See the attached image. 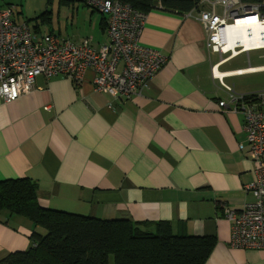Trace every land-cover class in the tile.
Segmentation results:
<instances>
[{
  "label": "crops",
  "instance_id": "obj_1",
  "mask_svg": "<svg viewBox=\"0 0 264 264\" xmlns=\"http://www.w3.org/2000/svg\"><path fill=\"white\" fill-rule=\"evenodd\" d=\"M60 1L67 17L87 16V36L39 26L30 29L36 36L89 38L96 48L108 42L104 15L81 0ZM17 13L15 7L14 18ZM197 18V12L146 14L140 41L167 62L141 96L97 93L94 74L86 71L77 85L39 75L28 94L10 103L0 97V181H34L45 209L162 222L176 235L214 238L205 264H264V249L228 245L224 211L238 212L251 201L244 187L253 174L242 115L217 105L227 97L220 80L237 94L264 91V83L239 80L264 75V63L240 60L254 51L232 57L208 51ZM37 230L25 217L2 214L0 260L25 251Z\"/></svg>",
  "mask_w": 264,
  "mask_h": 264
},
{
  "label": "built area",
  "instance_id": "obj_2",
  "mask_svg": "<svg viewBox=\"0 0 264 264\" xmlns=\"http://www.w3.org/2000/svg\"><path fill=\"white\" fill-rule=\"evenodd\" d=\"M81 1L106 17L108 42L98 48L89 38L73 42L51 33L38 37L26 23L14 20L15 7L0 9V97L4 103L31 92L39 75L63 76L77 85L86 71L94 74L95 92L131 99L141 96L149 80L166 64L164 55L140 41L145 14L117 1ZM200 7L197 19L206 33L208 51L232 57L264 50V43L261 48L246 50L234 35L238 27L264 26V0H201ZM249 42L253 47L252 36ZM220 85L227 97L219 100V109L243 117L253 174L252 182L244 187L251 201L238 212L224 211L231 224L228 245L264 249V91L237 94L221 80ZM238 148L243 150L244 144L239 143Z\"/></svg>",
  "mask_w": 264,
  "mask_h": 264
},
{
  "label": "trees",
  "instance_id": "obj_3",
  "mask_svg": "<svg viewBox=\"0 0 264 264\" xmlns=\"http://www.w3.org/2000/svg\"><path fill=\"white\" fill-rule=\"evenodd\" d=\"M110 1L145 15L155 10L175 15L201 10V0ZM48 14L47 9L44 15ZM5 213L25 217L38 230L25 251L8 254L0 264H205L215 244L211 237L173 234L162 222L101 220L42 208L38 185L28 178L0 181V216Z\"/></svg>",
  "mask_w": 264,
  "mask_h": 264
},
{
  "label": "rangeland",
  "instance_id": "obj_4",
  "mask_svg": "<svg viewBox=\"0 0 264 264\" xmlns=\"http://www.w3.org/2000/svg\"><path fill=\"white\" fill-rule=\"evenodd\" d=\"M1 7L10 5L16 7L18 13L15 18L20 23H26L32 30L34 27L39 26L43 31L61 28L63 34L67 29L69 36L73 34L87 36V16L80 14L77 18H69L66 15V5L60 0H0ZM87 9V6L84 7ZM48 9L50 14L44 15ZM260 55H264V51H254L249 54L241 56L240 60L245 65H254L264 63V58L259 59ZM248 59V60H247ZM239 80L252 84L264 83V75H249L243 76Z\"/></svg>",
  "mask_w": 264,
  "mask_h": 264
},
{
  "label": "bare ground",
  "instance_id": "obj_5",
  "mask_svg": "<svg viewBox=\"0 0 264 264\" xmlns=\"http://www.w3.org/2000/svg\"><path fill=\"white\" fill-rule=\"evenodd\" d=\"M234 32V35L239 37V42L245 47L246 50L249 48H261L260 44L264 43V26H259L257 28L254 26H242L234 29ZM250 36H252L253 39V47H251L249 42ZM216 74H218V72H216Z\"/></svg>",
  "mask_w": 264,
  "mask_h": 264
}]
</instances>
